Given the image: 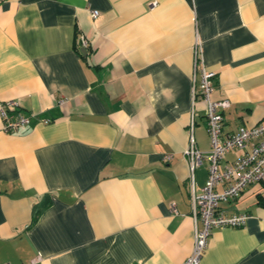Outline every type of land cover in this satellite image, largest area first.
Wrapping results in <instances>:
<instances>
[{
	"label": "crops",
	"instance_id": "1",
	"mask_svg": "<svg viewBox=\"0 0 264 264\" xmlns=\"http://www.w3.org/2000/svg\"><path fill=\"white\" fill-rule=\"evenodd\" d=\"M202 69L223 135L264 122V0H0V102L30 115L11 133L0 118V264L184 262V150H210ZM218 207L246 220L199 264H264V179Z\"/></svg>",
	"mask_w": 264,
	"mask_h": 264
},
{
	"label": "built area",
	"instance_id": "2",
	"mask_svg": "<svg viewBox=\"0 0 264 264\" xmlns=\"http://www.w3.org/2000/svg\"><path fill=\"white\" fill-rule=\"evenodd\" d=\"M98 11H91L92 18ZM78 48H84V38L78 41ZM202 61L199 50L195 52V65ZM215 72L201 71L199 96L205 104L204 118L210 138V150L199 151L193 137L184 150L191 175V210L194 221L193 248L191 255L181 264H199L205 252L209 237L214 229L240 227L245 215H228L219 209V203L237 198L250 184L264 179V122L252 127H242L236 133L223 135L221 109L228 105L226 100L213 101ZM1 130L4 133L16 131L29 123L30 115L19 108L16 101L0 102ZM45 123L48 120L44 121ZM244 150L233 162L221 166L230 151ZM167 156L166 158H169ZM207 162V179L199 192H195L192 174L196 167ZM173 208V205L171 206Z\"/></svg>",
	"mask_w": 264,
	"mask_h": 264
},
{
	"label": "water",
	"instance_id": "3",
	"mask_svg": "<svg viewBox=\"0 0 264 264\" xmlns=\"http://www.w3.org/2000/svg\"><path fill=\"white\" fill-rule=\"evenodd\" d=\"M80 51L84 54V50L83 49H81Z\"/></svg>",
	"mask_w": 264,
	"mask_h": 264
}]
</instances>
